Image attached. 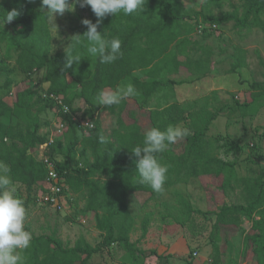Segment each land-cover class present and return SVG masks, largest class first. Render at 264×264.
Segmentation results:
<instances>
[{
    "label": "trees",
    "instance_id": "1",
    "mask_svg": "<svg viewBox=\"0 0 264 264\" xmlns=\"http://www.w3.org/2000/svg\"><path fill=\"white\" fill-rule=\"evenodd\" d=\"M37 1H0V18L5 11L12 9L20 13L11 23H0V43L6 40L8 58L16 56L15 67L9 71L18 69L30 79L35 71L42 69L48 83L45 94H42L30 84L20 83L17 86L18 82L8 78L5 89L11 95V102L6 97H0V162L10 168L14 184L26 185L28 190L35 187L44 190L48 166L33 152L49 141L55 121L61 119L65 128L54 136L45 155L55 163V169L63 178L66 196L67 183L75 191L88 190L85 211L93 213L103 239L96 246L85 238L78 240L74 246H67L54 236L32 235L30 247L20 253L25 264H88L103 247L114 243H120L133 252L137 246L130 239L135 227V218L128 203L130 193L149 192L152 199H159L167 188L175 184L186 183L203 175L224 174L226 180L221 186L223 190L227 192L237 186L245 203L224 204L205 211L195 208L187 197L179 194L180 212L186 216L185 219H189L193 213L215 216L210 243L215 252L213 264H221L223 226H239L243 217L258 212L261 215L258 223L264 227V168L256 176H239L236 172L238 163L224 160L218 154L223 148L228 153L237 151L239 145L228 135L210 136L208 132L213 121L227 111H239L243 117L256 112L258 104L264 100V84L258 81L250 84L255 91L249 102L235 101L211 110L208 108L210 97L206 96L204 100H182L150 111L152 126L163 130L168 125L179 124L190 130V135L157 155L158 160L168 165L164 191L160 193L138 183L137 158L132 149L142 143L146 130L135 119L127 122L124 118V112L133 99L127 98L120 105L107 107L97 105L95 96L101 89H115L117 85L131 80L142 96L141 100L137 99L139 105L147 106L151 96L162 88L185 82L164 78L165 72L177 71L182 64L178 55L171 51V38L179 37L176 27L203 32L208 28L206 24H210L209 28L213 29L231 20L236 21L238 27L264 22L261 18L264 0H243L242 17L235 13L210 17L198 11L194 24L184 20L186 17L178 8V0H145V11L142 13L109 15L98 27V31H104L107 38L118 37L121 41L122 55L115 62L100 63L98 57L88 56L86 49L78 46L86 57L74 63L69 70L63 69L65 51L53 52L51 28L45 13L47 10L41 9V0ZM75 5L89 13L87 19L96 22L97 18L90 6L81 7L78 0ZM188 17L192 18V15ZM8 25L13 28H7ZM85 31L86 26L81 23L76 35H83ZM86 43L82 39V44ZM186 66L195 67L199 73L207 72L203 61ZM137 72L147 77L143 79ZM58 100H62V104ZM77 100H81L79 107H75ZM65 106L69 108L68 111H65ZM196 106L199 107L196 109ZM103 110L118 112V126L110 135L105 134L98 116ZM47 111L52 112L54 117L43 123L41 115ZM129 114L135 116L137 113L129 110ZM43 129L47 131L41 132ZM102 134L110 137L111 143L101 145L99 136ZM205 187L213 201L217 192L209 186ZM177 221L183 223L181 219ZM148 226L147 218L143 223V235L147 233ZM256 251L259 257L257 264H264V233L259 236ZM142 252L145 253V250ZM153 254H157V251L152 250L150 255Z\"/></svg>",
    "mask_w": 264,
    "mask_h": 264
},
{
    "label": "rangeland",
    "instance_id": "2",
    "mask_svg": "<svg viewBox=\"0 0 264 264\" xmlns=\"http://www.w3.org/2000/svg\"><path fill=\"white\" fill-rule=\"evenodd\" d=\"M34 1L38 3L37 0ZM178 1V8L186 17L184 20L191 24L195 23V13L198 11L210 17L223 16L226 13H235L242 17L244 14L243 0ZM74 9L71 12L66 11L63 16H56L57 28L49 23L54 53L65 51L72 36L76 35L82 19L89 17L88 12L81 11L75 4ZM189 15H192V18L188 17ZM261 18L264 20V14ZM235 22L231 20L213 29L209 28L210 24H206L208 28L203 32L176 27L179 37L171 38V51L178 55L182 64L177 71L170 69L172 71L165 72L164 78L185 82L182 85L162 88L153 94L147 106L143 107L137 101L142 99L140 91L134 86L138 94L129 97L133 100L124 112L125 120L133 122L135 119L148 130L153 127L150 111L171 103L204 100L208 96V108L215 110L223 104L251 101L255 90L251 89L250 84L254 81L264 84V22L245 27H238ZM6 27L13 28L11 25ZM196 61L206 64V73H199L195 71V67L186 66L189 63L195 64ZM15 64L16 56L8 58L6 40L1 41L0 97H6L11 102V95L5 89L8 78L18 82L17 86H20V83L30 84L45 94L48 83L45 81L44 70L35 71L29 79L18 69L9 71L14 69ZM136 74L143 79L147 77L141 72ZM126 83L132 84V81L128 80L124 84ZM258 105V110L246 117L241 116L239 111L221 114L213 121L208 132L210 136L228 135L239 145L240 149L237 151L228 153L224 148L218 151L224 160L238 163L236 172L239 176H256L264 168V100ZM79 106L81 100L75 102V107ZM199 106H196V109ZM129 110H135L137 114H129ZM98 116L105 134L110 135L118 126V112L103 110ZM53 117L54 114L50 111L41 115L43 123ZM79 117L78 115L77 118L80 119ZM46 131L47 129L41 130L43 133ZM33 153L38 158L41 157L38 148ZM225 180L224 174L203 175L167 188L159 199H152L149 192L130 193L128 203L135 218V227L130 233V239L136 243L137 248L131 252L122 244L114 243L103 247L88 264H213L215 252L210 243V234L215 216L206 217L193 213L189 219H185L186 216L180 212L179 194L187 197L195 208L205 211L219 205L245 203L246 200L237 186L227 192L223 190L221 186ZM14 185L17 188L16 194L23 200L27 209L25 228L32 235L54 236L67 246H74L81 238H85L93 246L101 244L103 236L96 226V219L93 213L85 211L88 190L75 191L67 183V204L64 210L59 211L40 202L42 188L28 190L27 186L21 183ZM205 186L217 192L213 201L210 200ZM147 218L149 226L147 233L143 235V223ZM179 219L183 220V223H179ZM260 220V213L254 212L243 217L239 226L222 227L221 264H257L259 257L256 248L259 245V236L264 233V227L258 223ZM142 250H145V253ZM152 250H156L158 255H150Z\"/></svg>",
    "mask_w": 264,
    "mask_h": 264
},
{
    "label": "clouds",
    "instance_id": "3",
    "mask_svg": "<svg viewBox=\"0 0 264 264\" xmlns=\"http://www.w3.org/2000/svg\"><path fill=\"white\" fill-rule=\"evenodd\" d=\"M76 0H41V9H47L46 19L57 28L56 16H63L66 11H74ZM81 7L90 6L95 15L96 22L85 18L81 23L86 26L83 35L72 36V40L65 49L66 59L64 70H69L74 63H79L84 56L78 46L86 49L88 56L98 57L100 63L111 64L121 55V41L118 37L107 38L106 34L98 31L99 25L109 15L124 16L140 14L145 11V0H78ZM20 15L19 11L12 9L5 11L0 23H11ZM82 39L86 44H82ZM138 93L131 83H122L115 89H101L95 96V102L101 106L120 105L129 97ZM190 135V130L179 124L168 125L163 130L153 126L146 130L143 141L132 149L137 158L136 171L138 183L147 185L153 192L164 191L167 180L168 165L157 159V155L163 153L170 145L175 144ZM101 145L111 143V138L105 135L99 136ZM17 188L14 185L10 168L0 163V264H25L24 257L20 254L31 245L32 234L26 230L25 221L27 209L21 198L18 197Z\"/></svg>",
    "mask_w": 264,
    "mask_h": 264
},
{
    "label": "built area",
    "instance_id": "4",
    "mask_svg": "<svg viewBox=\"0 0 264 264\" xmlns=\"http://www.w3.org/2000/svg\"><path fill=\"white\" fill-rule=\"evenodd\" d=\"M58 103L62 104V100H58ZM64 108L65 111L69 110L67 106H65ZM91 126H93V124H91ZM64 128H65V123L58 118L55 121V128L51 133L49 141L38 147V149L41 152L40 158L43 159L48 166V175L46 178L45 189L42 191L39 200L41 203L45 205H49L59 211L64 210L67 204L66 194L63 192L64 190L63 178L60 176L59 172L55 169V163L45 155V151L48 145L54 141V136L62 133Z\"/></svg>",
    "mask_w": 264,
    "mask_h": 264
}]
</instances>
